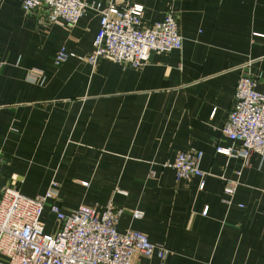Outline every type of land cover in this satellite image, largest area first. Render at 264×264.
Here are the masks:
<instances>
[{
  "label": "crops",
  "instance_id": "crops-1",
  "mask_svg": "<svg viewBox=\"0 0 264 264\" xmlns=\"http://www.w3.org/2000/svg\"><path fill=\"white\" fill-rule=\"evenodd\" d=\"M137 1L145 25L172 13L183 37L181 50L152 53L139 69L87 62L94 11L68 30L0 0V189L36 197L55 182L67 212L112 203L118 230L164 246L168 264H264V160L217 153L239 147L222 133L239 78L249 73L264 94V0ZM189 149L203 152V190L167 166ZM226 180L238 184L231 200ZM132 264L158 261L137 254Z\"/></svg>",
  "mask_w": 264,
  "mask_h": 264
},
{
  "label": "built area",
  "instance_id": "built-area-1",
  "mask_svg": "<svg viewBox=\"0 0 264 264\" xmlns=\"http://www.w3.org/2000/svg\"><path fill=\"white\" fill-rule=\"evenodd\" d=\"M25 13L38 12L48 24H60L71 30L89 12L100 17V28L94 40V51L87 62L95 66L106 59L125 67L145 66L152 53L165 54L183 48L176 17L169 13L163 20L144 23V6L137 0H127L123 7L109 2L88 3L86 0H21ZM68 59L64 48L55 63ZM30 81L36 76L29 74ZM258 82L249 73L242 75L236 86L235 100L222 133L239 147H217V153L241 157L247 164L252 154L264 160V94L257 90ZM203 152L189 149L179 152L171 165L177 180L200 178L205 188L206 174L200 168ZM237 182L226 180L225 198H234ZM58 184L53 182L47 192L36 197L24 195L17 188L0 189V255L6 264H132L137 254L168 264L170 252L152 243L140 231L118 230L122 210L109 203L102 213L81 207L67 212L60 204ZM242 207V206H241ZM48 212L55 219L56 231L47 232L44 220ZM208 214V208L203 215ZM144 212H133L135 220Z\"/></svg>",
  "mask_w": 264,
  "mask_h": 264
},
{
  "label": "rangeland",
  "instance_id": "rangeland-1",
  "mask_svg": "<svg viewBox=\"0 0 264 264\" xmlns=\"http://www.w3.org/2000/svg\"><path fill=\"white\" fill-rule=\"evenodd\" d=\"M45 222L47 224V232L49 233H53L56 231L57 225L55 223V219L50 215H47V217H45Z\"/></svg>",
  "mask_w": 264,
  "mask_h": 264
}]
</instances>
